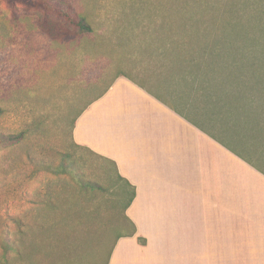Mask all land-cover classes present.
Listing matches in <instances>:
<instances>
[{
	"label": "rangeland",
	"instance_id": "1",
	"mask_svg": "<svg viewBox=\"0 0 264 264\" xmlns=\"http://www.w3.org/2000/svg\"><path fill=\"white\" fill-rule=\"evenodd\" d=\"M62 1L90 33L0 0V134H22L0 143V264H105L116 239L132 230L120 195L129 188L108 162L75 145L71 122L118 75L148 81L144 71L159 65L149 52L167 48L161 23L170 18L154 14L156 0ZM76 176L102 189L81 188ZM59 222L74 237L65 255Z\"/></svg>",
	"mask_w": 264,
	"mask_h": 264
},
{
	"label": "crops",
	"instance_id": "2",
	"mask_svg": "<svg viewBox=\"0 0 264 264\" xmlns=\"http://www.w3.org/2000/svg\"><path fill=\"white\" fill-rule=\"evenodd\" d=\"M108 86L72 130L135 190L134 235L115 241L107 264H264V148L215 138L123 75Z\"/></svg>",
	"mask_w": 264,
	"mask_h": 264
},
{
	"label": "trees",
	"instance_id": "3",
	"mask_svg": "<svg viewBox=\"0 0 264 264\" xmlns=\"http://www.w3.org/2000/svg\"><path fill=\"white\" fill-rule=\"evenodd\" d=\"M5 3L9 9H14L16 4L41 9L80 33L92 31L86 18L62 0H5ZM154 14L170 18L161 23L166 30L163 33L167 48L149 52L156 55L159 65L152 71L146 69L144 72L149 79L139 85L144 88L149 82L151 87L156 82L153 86L161 93L147 91L165 103L171 97L177 106L174 108L190 116L196 125L207 128L215 138L227 140L229 135L245 136L264 148V0H156ZM45 30L50 32V29ZM58 37H63L60 31ZM150 72L153 76H148ZM83 110L72 119V130ZM21 138L22 134H0V143H16ZM93 154L108 162L115 180L129 188V192L120 193L127 200L126 211L134 199V187L118 174L114 162ZM64 171L61 165L59 173ZM75 180L81 188L102 189L99 183L81 176H76ZM69 230L59 222L61 255L73 245L74 237ZM130 235H134L133 229ZM138 241L145 245L143 238Z\"/></svg>",
	"mask_w": 264,
	"mask_h": 264
}]
</instances>
